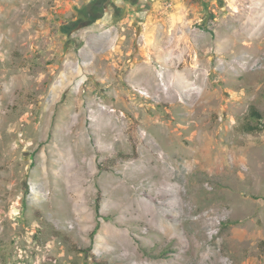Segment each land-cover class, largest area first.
<instances>
[{
	"label": "rangeland",
	"instance_id": "1",
	"mask_svg": "<svg viewBox=\"0 0 264 264\" xmlns=\"http://www.w3.org/2000/svg\"><path fill=\"white\" fill-rule=\"evenodd\" d=\"M99 1L0 0V264H264V0Z\"/></svg>",
	"mask_w": 264,
	"mask_h": 264
},
{
	"label": "crops",
	"instance_id": "2",
	"mask_svg": "<svg viewBox=\"0 0 264 264\" xmlns=\"http://www.w3.org/2000/svg\"><path fill=\"white\" fill-rule=\"evenodd\" d=\"M108 1L109 0H107V3L104 2L107 6L111 5L113 2V0L110 3H108ZM126 1L130 2L131 0H126ZM165 1L166 0H132V2H134V4H136L138 6L140 4H143V9L141 7H139V9H138V7H137L138 11H140V8H141L142 10L150 12L148 19L145 21L146 26H149L152 23H154L158 20H161V22L163 24L162 26H164L165 29L170 28L171 31L169 33H172L174 35L176 32L173 31L172 28H174V27L178 28V17L180 18L182 15L183 9L187 8L186 4H188V1L187 0H172L174 5H173V8L169 12L165 11V8H164ZM104 3L102 0H100L99 3L95 4V5L98 4L97 7H100V8L98 9L99 11L98 10L96 11L95 17L93 18V23L98 21L99 19H101L103 17L104 11H105V4ZM83 16L85 17V13H84V15L83 14L80 15L81 18ZM158 16H159V18H158ZM153 17H155L156 19L152 21L151 18H153ZM165 29H164V32H162V34H161L163 36H160L161 42H162L163 38L166 39L165 41H167V39H168L169 33L167 31H165ZM173 39H175L177 42L176 36H174ZM164 52L165 53H163V54H165V56H166L167 55L166 50H164Z\"/></svg>",
	"mask_w": 264,
	"mask_h": 264
},
{
	"label": "flooded vegetation",
	"instance_id": "3",
	"mask_svg": "<svg viewBox=\"0 0 264 264\" xmlns=\"http://www.w3.org/2000/svg\"><path fill=\"white\" fill-rule=\"evenodd\" d=\"M104 2V0H102ZM99 3V2H98ZM98 5V4H97ZM97 5L94 4V8L92 7L91 10H87V12H85V17L83 16L82 18L80 17V22L81 20H84V19H92L95 17V14H96V11L100 8V7H97ZM101 5V4H100ZM106 5V4H105ZM99 11V10H98ZM84 15V14H83Z\"/></svg>",
	"mask_w": 264,
	"mask_h": 264
},
{
	"label": "bare ground",
	"instance_id": "4",
	"mask_svg": "<svg viewBox=\"0 0 264 264\" xmlns=\"http://www.w3.org/2000/svg\"><path fill=\"white\" fill-rule=\"evenodd\" d=\"M198 79V78H197ZM197 88V87H196ZM196 88H193V89H196ZM184 89V88H183ZM191 92V91H190ZM192 92H194V91H192ZM196 92V91H195ZM195 94V93H194ZM194 98V97H193ZM208 98V97H207ZM196 111V110H195ZM170 127V126H169ZM165 128V127H164ZM167 128V127H166ZM172 131V130H171ZM142 136V135H141ZM144 136V135H143ZM148 136V135H147ZM149 138V137H148ZM147 143H149V141L147 142ZM167 165V164H166ZM170 170V169H169ZM177 172V171H176ZM176 176V175H175ZM178 203V202H177ZM81 210V209H80ZM75 212V211H74ZM79 213H81L80 211H79ZM142 218H143V216H142ZM195 224L198 226V227H201V219H199V220H197V221H195ZM155 229V228H154ZM153 230V229H152ZM157 231V230H156ZM159 231V230H158ZM196 245H194V247H195ZM125 256H126V254H125ZM122 258H123V256H122ZM126 259H127V257H126ZM139 264H141V263H139ZM179 264V263H178Z\"/></svg>",
	"mask_w": 264,
	"mask_h": 264
},
{
	"label": "built area",
	"instance_id": "5",
	"mask_svg": "<svg viewBox=\"0 0 264 264\" xmlns=\"http://www.w3.org/2000/svg\"><path fill=\"white\" fill-rule=\"evenodd\" d=\"M173 5H174V3H173L172 0H166L165 1V4H164V8L166 10H169V9L173 8Z\"/></svg>",
	"mask_w": 264,
	"mask_h": 264
},
{
	"label": "trees",
	"instance_id": "6",
	"mask_svg": "<svg viewBox=\"0 0 264 264\" xmlns=\"http://www.w3.org/2000/svg\"><path fill=\"white\" fill-rule=\"evenodd\" d=\"M251 113L254 115V116H256V117H258V118H262V114L259 112V111H257V110H251Z\"/></svg>",
	"mask_w": 264,
	"mask_h": 264
}]
</instances>
